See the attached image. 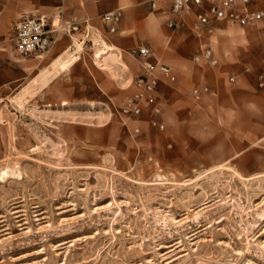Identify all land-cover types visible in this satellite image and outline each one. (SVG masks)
<instances>
[{
	"label": "rangeland",
	"instance_id": "obj_1",
	"mask_svg": "<svg viewBox=\"0 0 264 264\" xmlns=\"http://www.w3.org/2000/svg\"><path fill=\"white\" fill-rule=\"evenodd\" d=\"M0 32V264H264V109L189 141L55 125Z\"/></svg>",
	"mask_w": 264,
	"mask_h": 264
},
{
	"label": "crops",
	"instance_id": "obj_2",
	"mask_svg": "<svg viewBox=\"0 0 264 264\" xmlns=\"http://www.w3.org/2000/svg\"><path fill=\"white\" fill-rule=\"evenodd\" d=\"M170 1L0 0V32L10 27L11 39L23 15H44L56 29L53 47L27 58V103L55 125L76 120L78 139L86 140L82 130L123 129L143 141L159 136L164 145L189 141L194 128L232 119L239 110L264 109V19L244 25L213 20L210 32H198L193 23L199 9L173 13ZM210 3L205 0L202 9ZM246 9L264 12V0L238 1L241 15ZM107 12L120 16L113 32L100 21ZM74 23L78 29L71 30ZM139 46L150 50L148 61L168 65L175 81L156 70L159 112L146 106L139 117L126 119L116 110L143 73L129 53ZM207 49L215 63L204 58ZM205 86L207 92L192 93Z\"/></svg>",
	"mask_w": 264,
	"mask_h": 264
},
{
	"label": "built area",
	"instance_id": "obj_3",
	"mask_svg": "<svg viewBox=\"0 0 264 264\" xmlns=\"http://www.w3.org/2000/svg\"><path fill=\"white\" fill-rule=\"evenodd\" d=\"M205 0H171L169 10L173 13H181L191 11L193 8L199 10L195 13L193 27L196 31L212 30V21L227 18L231 23L244 25L253 20L264 19V12L258 10H245V14L241 15L237 10L238 1L247 4L249 0H211L207 9H202ZM245 7V6H244ZM202 9V10H200ZM120 19L117 12H107L100 16V21L109 24V31H115V26ZM171 25L177 26L171 22ZM71 30L78 29V23L69 25ZM56 29L50 25L48 18L44 15H23L14 25L13 28V45L15 50L22 55L37 54L49 51L54 43V32ZM129 53L134 56L142 65L143 73L138 75L133 84L136 88L135 92L128 96L125 101L116 110L117 113L126 119L139 117L144 107L151 106L152 111L159 112L157 105L158 78L155 71L159 70L165 74L170 82L175 81V77L171 74L168 65L160 62L152 63L148 61L151 52L146 46H139L131 49ZM205 59L211 63H215L211 59V51L209 49L203 52ZM198 59V57H195ZM233 80V78H230ZM208 87L194 88L192 93L197 96L201 92H207ZM154 126L163 128L162 124L152 122ZM137 132V129H135Z\"/></svg>",
	"mask_w": 264,
	"mask_h": 264
}]
</instances>
